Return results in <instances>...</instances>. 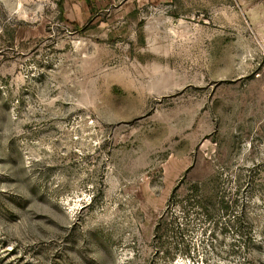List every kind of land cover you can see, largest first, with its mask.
I'll return each mask as SVG.
<instances>
[{
  "label": "rangeland",
  "instance_id": "374dc122",
  "mask_svg": "<svg viewBox=\"0 0 264 264\" xmlns=\"http://www.w3.org/2000/svg\"><path fill=\"white\" fill-rule=\"evenodd\" d=\"M0 264H264V0H0Z\"/></svg>",
  "mask_w": 264,
  "mask_h": 264
}]
</instances>
